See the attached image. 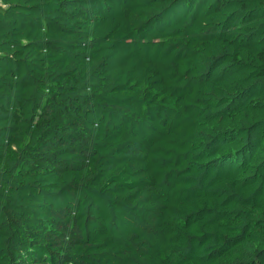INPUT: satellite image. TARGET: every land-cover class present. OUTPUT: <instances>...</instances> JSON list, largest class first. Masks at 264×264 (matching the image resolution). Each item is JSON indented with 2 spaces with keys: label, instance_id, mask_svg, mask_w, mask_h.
Returning a JSON list of instances; mask_svg holds the SVG:
<instances>
[{
  "label": "trees",
  "instance_id": "1",
  "mask_svg": "<svg viewBox=\"0 0 264 264\" xmlns=\"http://www.w3.org/2000/svg\"><path fill=\"white\" fill-rule=\"evenodd\" d=\"M0 264H264V0H0Z\"/></svg>",
  "mask_w": 264,
  "mask_h": 264
}]
</instances>
